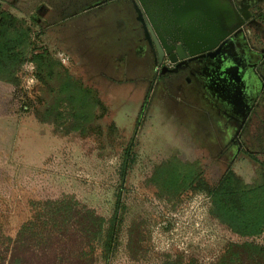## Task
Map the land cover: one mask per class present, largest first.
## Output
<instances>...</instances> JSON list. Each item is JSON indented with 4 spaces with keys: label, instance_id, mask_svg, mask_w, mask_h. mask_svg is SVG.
<instances>
[{
    "label": "rangeland",
    "instance_id": "rangeland-1",
    "mask_svg": "<svg viewBox=\"0 0 264 264\" xmlns=\"http://www.w3.org/2000/svg\"><path fill=\"white\" fill-rule=\"evenodd\" d=\"M0 1L31 22L36 31L51 35L52 43L46 41L49 50L84 85L96 89L106 106L107 113L98 124L103 130L110 122L118 128V135L112 138L103 130L102 135L54 134L51 125L37 122L31 113L36 86L28 79V65L23 67L18 86L0 81L1 234L14 236L20 224L47 201L70 205L75 216L88 209L107 217L117 199L120 244L108 264H162L165 256L174 264L215 262L223 245L235 244L239 238L207 215L206 197L187 193L172 207L155 198L147 180L151 166L173 151L182 160L198 159L209 182L228 168L246 180L252 174L243 152L235 157L232 150L222 156L215 153L223 139L216 132L220 120L208 99L198 95L199 87L194 84L190 91L161 89V82L153 81L142 69L113 68L117 34L110 20L115 0L84 10L80 8L85 3L78 1L64 9L74 24L56 28L63 22H54L47 30L33 24L34 18L44 19L33 11L35 5L45 1L66 4L69 0ZM87 10V16L81 14ZM88 15L96 20L85 23ZM26 101L30 106L27 111L21 108ZM256 110V122H251L240 138L246 150L255 149L253 133L258 120L264 121V103ZM127 143L129 163L121 176V153ZM131 222L140 226V249L135 257L129 256L124 246ZM255 241L264 244V237ZM232 261L231 256L225 264Z\"/></svg>",
    "mask_w": 264,
    "mask_h": 264
},
{
    "label": "trees",
    "instance_id": "trees-1",
    "mask_svg": "<svg viewBox=\"0 0 264 264\" xmlns=\"http://www.w3.org/2000/svg\"><path fill=\"white\" fill-rule=\"evenodd\" d=\"M257 22L253 37L261 43L264 13ZM39 35L31 22L0 1V81L18 86L23 67L30 64L36 86L31 113L37 122L51 125L58 135L100 134L103 127L98 120L107 109L97 91L72 74ZM21 108L29 110V103ZM256 126L255 149L241 150L252 165L247 180L228 168L209 182L198 159L182 160L174 151L150 168L147 180L155 198L174 207L187 193L202 194L207 199V215L239 238L235 244L225 243L217 260L209 264H225L231 256L233 264H264V244L255 241L264 237V121L258 120ZM103 131L108 138L118 135L113 122ZM128 144L121 153V176L129 163ZM117 205L116 199L107 217L88 209L75 216L70 205L47 201L20 224L14 236H3L0 230V264H108L120 244ZM139 227L131 222L125 231L124 246L131 257L140 249ZM162 264L174 262L165 256Z\"/></svg>",
    "mask_w": 264,
    "mask_h": 264
},
{
    "label": "flooded vegetation",
    "instance_id": "flooded-vegetation-1",
    "mask_svg": "<svg viewBox=\"0 0 264 264\" xmlns=\"http://www.w3.org/2000/svg\"><path fill=\"white\" fill-rule=\"evenodd\" d=\"M78 1L85 3L80 8L84 10L108 0L41 2L33 11L44 19L34 18L33 24L43 26L42 30L52 28L54 22H63V26L56 28L74 24L68 21L64 9L77 5ZM115 1L110 20L117 34L113 40L117 50L113 68L142 69L153 81L161 82V89L175 87L190 91L196 84L198 95L208 99V105L220 120L216 132L223 139L215 153L222 156L232 150L235 157L243 149L240 138L244 129L256 122L257 106L264 103V42L253 37L254 28H258L257 19L264 13V0H219L218 8L227 18H222L218 28L214 27L210 33H229L215 47L194 54H188L182 41H187L190 47L201 46L191 31L203 32L205 26H196L193 19L177 23L173 13L175 9L186 8L189 0ZM86 12L89 11L81 14ZM90 20L96 19L89 16L85 23ZM38 32L40 41L43 36L41 43L49 50L46 41L51 42V35ZM58 34H54L56 39H60Z\"/></svg>",
    "mask_w": 264,
    "mask_h": 264
},
{
    "label": "water",
    "instance_id": "water-1",
    "mask_svg": "<svg viewBox=\"0 0 264 264\" xmlns=\"http://www.w3.org/2000/svg\"><path fill=\"white\" fill-rule=\"evenodd\" d=\"M219 0H189L186 8L175 9L173 13L175 14V22L179 23L186 20H195L194 23L197 25L205 26L203 32H196L192 29L191 32L194 33L195 38H197L201 46L196 44L195 47H190L187 41H182L183 45L187 47L188 54H194L198 51H204L215 47L217 42L229 32H223L221 34L210 33L214 27L218 28L222 22V18L225 20L227 18L226 14H222L221 10L218 8ZM203 26V27H204ZM179 57H182V53L179 51Z\"/></svg>",
    "mask_w": 264,
    "mask_h": 264
},
{
    "label": "built area",
    "instance_id": "built-area-1",
    "mask_svg": "<svg viewBox=\"0 0 264 264\" xmlns=\"http://www.w3.org/2000/svg\"><path fill=\"white\" fill-rule=\"evenodd\" d=\"M26 65H28V66H29V68L31 69V66H30V64H25V66H26ZM28 79H29L30 81L33 79L31 74H29V76H28Z\"/></svg>",
    "mask_w": 264,
    "mask_h": 264
}]
</instances>
